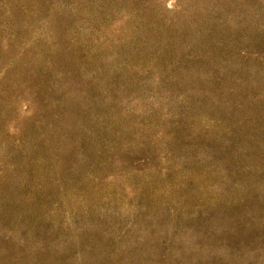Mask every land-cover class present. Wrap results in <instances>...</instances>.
Masks as SVG:
<instances>
[{
  "label": "rangeland",
  "instance_id": "1",
  "mask_svg": "<svg viewBox=\"0 0 264 264\" xmlns=\"http://www.w3.org/2000/svg\"><path fill=\"white\" fill-rule=\"evenodd\" d=\"M0 264H264V0H0Z\"/></svg>",
  "mask_w": 264,
  "mask_h": 264
}]
</instances>
